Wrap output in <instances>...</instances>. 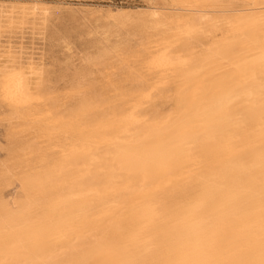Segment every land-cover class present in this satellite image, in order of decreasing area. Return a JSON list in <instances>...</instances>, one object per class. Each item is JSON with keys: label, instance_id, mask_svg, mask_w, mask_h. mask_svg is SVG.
<instances>
[{"label": "bare ground", "instance_id": "1", "mask_svg": "<svg viewBox=\"0 0 264 264\" xmlns=\"http://www.w3.org/2000/svg\"><path fill=\"white\" fill-rule=\"evenodd\" d=\"M0 2V264H264V0Z\"/></svg>", "mask_w": 264, "mask_h": 264}, {"label": "rangeland", "instance_id": "2", "mask_svg": "<svg viewBox=\"0 0 264 264\" xmlns=\"http://www.w3.org/2000/svg\"><path fill=\"white\" fill-rule=\"evenodd\" d=\"M45 4L52 8L65 9H85L94 7H106L109 0H44ZM112 5L124 7H139L141 0H110ZM0 2H9V0H0Z\"/></svg>", "mask_w": 264, "mask_h": 264}]
</instances>
